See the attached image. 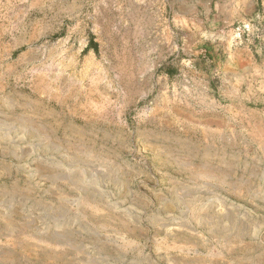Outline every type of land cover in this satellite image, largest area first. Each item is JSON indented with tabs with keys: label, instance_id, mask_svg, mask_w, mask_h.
<instances>
[{
	"label": "rangeland",
	"instance_id": "rangeland-1",
	"mask_svg": "<svg viewBox=\"0 0 264 264\" xmlns=\"http://www.w3.org/2000/svg\"><path fill=\"white\" fill-rule=\"evenodd\" d=\"M138 5L181 53L176 0ZM68 16L0 0V264H264V82H221L225 58L91 82Z\"/></svg>",
	"mask_w": 264,
	"mask_h": 264
},
{
	"label": "crops",
	"instance_id": "crops-1",
	"mask_svg": "<svg viewBox=\"0 0 264 264\" xmlns=\"http://www.w3.org/2000/svg\"><path fill=\"white\" fill-rule=\"evenodd\" d=\"M138 4L139 0H68L70 24L83 25L82 31H69L68 53L80 57L81 71L99 73L91 82H109L110 68L119 70L123 76L130 72L131 82H142L141 72L150 71H155L153 76L158 72L163 82H190L172 77L179 66L217 65L223 58L237 76L223 78L221 82H264V64H258L263 51L251 39L264 38V13L257 11L264 7V0H176L179 20L165 19L164 25L169 37L173 32L180 34L177 41L182 52L175 47V54L172 35L169 41L165 38L163 49L158 46L157 20L151 16L156 6L145 8L149 13L146 16L134 13L136 8L140 12ZM54 16L61 20L60 9ZM238 23L249 24L251 33L240 44L232 38L228 45L220 38V32ZM119 82L126 81L123 78Z\"/></svg>",
	"mask_w": 264,
	"mask_h": 264
},
{
	"label": "bare ground",
	"instance_id": "bare-ground-1",
	"mask_svg": "<svg viewBox=\"0 0 264 264\" xmlns=\"http://www.w3.org/2000/svg\"><path fill=\"white\" fill-rule=\"evenodd\" d=\"M252 21V20H251ZM254 23V22H253ZM259 27V26H258ZM257 28V27H256ZM251 30V26L249 24L244 23H238L237 26L234 28H226V30H221V34L225 36H231V33L233 34V40L236 43H239V41L244 40V36L248 35ZM251 33V32H250ZM251 35V34H250ZM254 35V34H253ZM260 35V34H259ZM249 37V36H248ZM251 38V37H250ZM240 44V43H239Z\"/></svg>",
	"mask_w": 264,
	"mask_h": 264
}]
</instances>
